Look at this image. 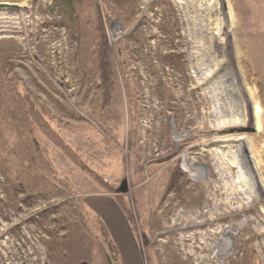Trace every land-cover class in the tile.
Wrapping results in <instances>:
<instances>
[{
	"label": "rangeland",
	"instance_id": "1",
	"mask_svg": "<svg viewBox=\"0 0 264 264\" xmlns=\"http://www.w3.org/2000/svg\"><path fill=\"white\" fill-rule=\"evenodd\" d=\"M259 186L264 0H0V264H264Z\"/></svg>",
	"mask_w": 264,
	"mask_h": 264
},
{
	"label": "bare ground",
	"instance_id": "2",
	"mask_svg": "<svg viewBox=\"0 0 264 264\" xmlns=\"http://www.w3.org/2000/svg\"><path fill=\"white\" fill-rule=\"evenodd\" d=\"M259 188H261L262 190H264L262 187L259 186ZM264 192V191H263ZM255 194V193H254Z\"/></svg>",
	"mask_w": 264,
	"mask_h": 264
},
{
	"label": "trees",
	"instance_id": "3",
	"mask_svg": "<svg viewBox=\"0 0 264 264\" xmlns=\"http://www.w3.org/2000/svg\"><path fill=\"white\" fill-rule=\"evenodd\" d=\"M105 260H106V262H107V258L105 257Z\"/></svg>",
	"mask_w": 264,
	"mask_h": 264
}]
</instances>
